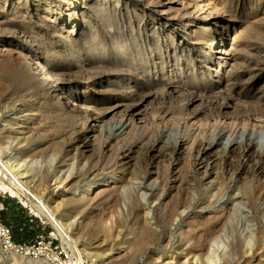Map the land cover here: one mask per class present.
<instances>
[{"label": "rangeland", "instance_id": "obj_1", "mask_svg": "<svg viewBox=\"0 0 264 264\" xmlns=\"http://www.w3.org/2000/svg\"><path fill=\"white\" fill-rule=\"evenodd\" d=\"M15 1L20 4V11L17 10L18 17H15L13 20L15 22L17 20V23L20 22L18 24L19 26L14 27V22L11 24V22L6 19V23L0 31V36H4L8 38V40L14 38L17 40L22 39L21 41L24 40L25 43L27 40H32L33 49L39 53H45L46 51L50 53L51 50V52H53L55 49L54 52L58 58H61V61L71 59L68 61L77 63L75 56L81 54H84V56H82L83 58L81 57L82 60L88 57L91 59L90 61H94L93 59L97 57L93 54L95 48L100 46L98 44V36L102 37V35H104L101 28H103L105 21L102 18L98 20L94 28L98 33L100 31V34L91 35L89 33L87 35L86 33V36L83 37V40L81 39L79 43L72 46L68 44V46L62 49L61 47L55 46L57 44L56 42L51 44L50 40H52V38L55 40L53 33L44 25V22L46 24L47 20L43 21L42 16L39 14L43 8H46V6H43L45 0ZM15 1L8 0V4L10 3L9 8H11ZM258 8H264V2L257 5L256 9L258 10ZM101 20L103 22H101ZM261 20L257 24L259 27L256 26L257 28L248 32V45L244 47V52H242L253 57L255 61L264 62V14L261 15ZM26 31H28V33ZM15 32H18L17 34L19 35L15 34ZM30 33H32V36ZM88 36L89 39L87 38ZM112 43V41H107L104 45L110 46ZM87 49L93 52L89 53ZM13 52L9 49H0V122L2 120L7 121L5 129L2 130L0 135V147L3 150V156L5 159H8L13 155H19L21 159L25 161L29 169V177H27V179L30 183L34 185V187H37V190L39 193L41 192L42 195L46 193L47 196L54 195L53 204L56 205L58 202L61 203L59 212L65 221L74 222L72 225V232L78 239L80 246L85 248L86 252L85 254L83 253L82 256L87 260L88 264H180V261L181 264L183 262L185 264H207L206 258L204 259L207 254L204 255V253L211 251L210 249L215 238H221L226 245L225 248L220 249V259L217 264H243V261L244 263L246 262L245 264H264V262H262L264 261V257L262 256V252L264 251V133L259 132L261 131V127L264 126V98H243V101L240 100L238 107L234 109L235 112L232 108L228 109V111H233V115L238 118V121L240 120L239 130H245L246 127L248 128L244 136L246 139H243L241 135H237V140L243 144L233 151H224L223 147L226 136L222 133V136L220 135L215 139L218 142H214L210 153H206L203 156L198 153L199 146H197L195 140L198 141L204 137L207 138L212 128H215L213 127L215 125H220L218 126L217 132L221 130V126L225 127V131L229 128L228 124L218 123L221 121L223 122V120L219 118L218 110L214 107L215 104H212L213 100L211 96L214 94H210L209 97L204 98L202 102L203 105H200V109H203V114L199 119L197 118L196 121L198 123L192 127L185 128V130L183 129L184 131L182 130L181 138L187 140L188 143L186 148L180 151H175L174 146L176 137L180 136L177 133L169 132L165 135L159 134L160 137L156 136V133L161 130L158 124L160 120L157 121V118L153 133L148 134L149 138L147 136L146 139L144 138L145 134L141 131L140 125H137L132 136V138L134 137L133 139L121 140V142L113 140L110 143L107 138V133H105L103 136H99L97 140L93 141L94 147H91L93 149L89 148L83 153V142L87 141V131L83 130L85 127V120L87 119V113L78 112L70 107H66L64 101L56 97V95L61 93L57 83L46 80L44 84H37L35 80H40V76L37 75L38 72L36 73L38 70L35 68L33 60L22 55L20 56V54L18 55L16 51ZM106 55L107 52L104 53L105 59L110 57L109 54L108 56ZM88 65L89 64H87V71L85 73L80 75L79 72H73L70 77L72 79L80 78L86 82L90 91L93 90L92 85L95 84L96 81H104L111 78L110 80L115 82H112L111 87L113 88L109 87V89L105 91V96L111 93L114 94L118 91L117 85H119V82L117 81H119L121 74V69L118 64L114 65V67L108 66L106 69L104 67L100 69L98 66L97 68L95 65ZM30 83L32 84L30 85ZM257 86L260 87V83ZM109 90L114 91L109 92ZM104 94L102 95L104 96ZM215 95L218 94L215 93ZM224 95L226 96V94ZM51 97H53V99ZM187 97L188 96L184 94L183 96L171 98L170 100H156L153 101V104L148 105V109L152 111L153 109L158 110V108L161 107H164V109L167 108L173 111L175 116V119L173 117L174 121L176 120L177 122L178 120L179 122V120H181L183 123V119L187 114L185 110L183 111L182 109L184 108L183 105L188 101ZM223 100L224 98L220 101L224 102ZM247 115L252 116V119H257L256 123L255 121L246 120L245 118ZM242 118L244 125L241 123ZM216 120H218V122ZM171 122L172 121L168 123L170 126L172 125L171 127L176 126L174 122H172L174 124H171ZM197 124L200 125L198 126ZM227 126L228 128H226ZM112 127L113 131H111V136H116L119 126L113 124ZM250 128H252V130L254 129V131L256 130L255 133L252 134L255 147L253 154L247 156L243 148L245 146L244 143H246V140L250 137ZM197 129H201V132ZM202 131L204 133H202ZM112 132H114V134ZM201 136L202 138H200ZM206 138H204L205 143L210 142V139L207 138L206 140ZM144 139L149 142H146ZM157 139L164 142V149H166L168 158H152V154L148 151V147ZM130 142L134 143L133 146L136 145V148L132 154V160L127 164L129 160L125 158L124 150L127 149V145H129ZM192 142L195 143L193 144ZM148 143L149 145H147ZM77 159L78 161H76ZM133 159L136 160L133 161ZM153 163L154 165H151ZM123 164H125V166ZM129 165L132 169L128 167ZM208 165L210 167L212 166L213 171L216 173L211 178L205 180V183L214 182L213 184L211 183V193H208V191L204 190V187H201L199 184V178L202 177V173ZM66 169H71L74 172L75 179L72 185L69 186V189L62 186L55 188L54 180L57 170ZM134 169L137 171L135 172ZM126 171L131 174H128V177H130L128 180L131 181V183L128 182L124 186L120 185V188V186L116 185V181H118L122 172ZM132 172H135L134 174L137 173V175L133 177ZM147 172L153 174L152 180L158 179L157 181L160 186L158 189L147 190L144 188L142 190V188L139 189L137 187L140 181H144L143 178ZM239 173L242 176L241 184L234 187L231 174L237 175ZM107 180L110 183L109 186L106 184ZM152 180L149 179L148 183L152 182ZM181 180L185 182V190L183 189L179 194L173 193L169 195L168 190L171 185ZM0 182L9 183L8 179L5 178L4 180V177L1 175ZM100 182L106 185L100 188L103 190L94 197L92 201L87 199V206H79L76 203L66 204V198H78V194L84 188ZM209 184L210 183H208V185ZM65 190L66 194H63ZM142 193H147V202L155 207L153 218L151 219H149V217H144L146 209H141L140 212L136 209L138 204L145 202L142 200ZM228 194H234L235 196V201L232 203V200H229L226 205L231 206L227 211L228 214L225 212L219 217L214 218L213 216L218 213V208L227 202L226 198ZM164 197H166L164 201L168 203L166 209L157 205L160 199L163 201ZM169 206L173 207L174 210L170 207V211ZM138 208H142V206L139 205ZM166 210L170 212L167 214ZM137 211L140 214H136ZM172 211L174 212L172 213ZM180 211L183 212L184 217H178L176 219L172 216L175 215L176 217V213ZM209 217L211 220H209L208 223L207 220ZM0 220L11 229L13 238L15 233L16 238L22 240L21 242H17L14 238L17 243H32L40 237H55L58 239L57 242L63 240L52 222L48 221L45 217H40L30 205H25L19 197L13 196L10 192L1 189ZM147 222H149V224ZM144 225L147 227L146 230L149 234L143 229ZM149 227H155V229L153 230L151 228V230ZM141 230H145V232ZM150 230L152 233H150ZM246 236H248L247 241L245 239ZM249 237L252 238L251 246L248 245ZM236 241L238 243H236ZM259 241L261 242V246L259 245ZM201 246L202 248H200ZM199 249L200 253H203L204 250L205 252L203 254L196 253L197 250L199 252ZM236 249L240 250L237 251ZM248 249L249 251L247 252L246 250ZM76 250L80 253L78 249ZM254 250L255 254L258 255L252 258ZM182 259L184 261H182ZM12 260H14V254L7 253L0 245V264H9Z\"/></svg>", "mask_w": 264, "mask_h": 264}, {"label": "bare ground", "instance_id": "obj_2", "mask_svg": "<svg viewBox=\"0 0 264 264\" xmlns=\"http://www.w3.org/2000/svg\"><path fill=\"white\" fill-rule=\"evenodd\" d=\"M15 2L12 4L11 8H9L10 3L8 4V0H0V31L3 29L4 24L6 23V19L7 21H10L11 24H13L12 22H14V27L19 26L18 24L20 22L17 23V20L16 22L13 20L15 17H18L17 12L20 11V4ZM262 2H264V0H45L43 6H46V8H43V10L39 12V14L42 16L43 21L47 20L46 24L44 22V25H46V28L51 33H53V37L55 38V40L52 38V40L50 41L51 44H54L56 42V47H61L63 49L64 47L68 46V44L70 46L76 45L81 41L83 37L86 36V33L87 35L89 33L91 35H97L98 32L95 31L96 29L94 30L95 25L101 18L105 21L103 28H101V31L104 35H102V37L98 36V44L100 46H97L94 50L95 52L93 55L97 56L95 59H93L94 61H90L91 59L88 57L82 60L81 57L84 56V54L75 56L78 64L74 63L73 61H68L71 59H68L67 61H61V58H58V56L54 52L55 49L53 50L54 53L51 52L52 50L50 51V53H48V51H46L45 53H39L38 51L33 49L32 40L26 39L27 42L25 43L24 40H17L14 37V39L8 40V38L0 36V49H9L12 52L16 51L18 55L20 54V56L22 55L28 59L33 60V62L35 63V68L38 70L36 71V73L38 72L37 75L40 76V80H35L37 84H44L46 80L57 83V85L59 86L58 89L61 91V93L56 95V97H59V99L63 100L66 107H70L78 112L87 113V119L85 120L86 122L84 125V129L82 126V129L87 131V141L83 142V153L92 146L94 147L93 141L97 140L99 136H103L105 133H107V138L110 143L113 140H115L116 142H121V140L131 139L137 128V125H140L141 131L145 134L144 138L146 139L148 137V134L153 133V128L155 126L154 124L159 120L160 123L158 124L161 130L156 133V136H159V134L165 135L169 132L177 133L180 136L176 137L174 146L175 151H180L183 148H186L188 143L187 140L181 138L182 130H185V128L187 127H192L193 125L198 123L196 121L197 118L199 119V117L203 114V109H200V105H203L202 102L204 98L209 97L210 94H214L211 96L213 100L212 104H215L214 107L218 110L219 118L223 120V122L221 120H219L221 122H218V120L216 121L219 124H228L229 128H231L229 129L228 126L226 127L229 130H227L228 132L225 131V127L223 126H221V130L217 132L218 126L220 125L213 126L215 128H212L211 132L209 131V129L208 131L210 132V134L207 138L210 139V142L205 143L204 138L206 137L198 141L195 140L197 146H199L198 153L201 156L206 153H210L212 145L216 141L215 139L220 135L222 136V133H224L223 135L226 136L223 147L224 151H233L235 148L242 146L243 144L239 140H237V135H241V137H243L244 139V136L247 132L246 129L248 128L246 127L245 130L241 129L242 131L239 130L240 120L238 121V118L233 115V111L229 110V112L228 109H236L238 107L239 101H243V98H264V62L255 61L253 60V57H250L249 55L243 53L244 47L248 45V32L259 27V25L257 26V24L261 20V15L264 14V8H258V10L256 9L257 5L261 4ZM101 22L103 21L101 20ZM26 32L28 33V31ZM17 33L18 32H15V34ZM100 33L101 32L99 31L98 34ZM31 34L32 33H30V35ZM89 36L87 37L88 39ZM107 41H112L113 43L110 44V46H105L104 44ZM90 52L93 51H89V53ZM106 52V56H108L109 54L110 57L105 59L104 53ZM87 64L93 66L95 65V67L98 66L100 67V69H103L101 67H104L105 69L108 66L114 67V65L118 64L121 69L120 79L119 81H117L119 82V85H117L118 91L114 94L111 93L110 95L105 96V91H107L109 87L113 88L111 87L112 82L115 81H111V78H108L104 81H96L95 84L92 85L93 90L90 91L87 87L86 82H84L80 78L73 77L75 79H72L70 77L73 72H79L80 75L82 73H85L87 71ZM86 77L87 76L85 75V78ZM32 83H30V85ZM259 83L260 87L257 86ZM110 91L111 90H109V92ZM215 93H217L218 95H215ZM102 94H104V96ZM184 94L188 96V101L185 105H183L184 108L182 109L183 111L185 110L187 114V116L183 119V123L181 120H179V122L178 120L177 122L176 120L174 121L173 117L175 119V116L173 111L167 108L164 109V107H161L158 108V110L153 109L152 111L148 109V105L153 104V101L163 99L170 100L171 98H175L178 96L180 97ZM224 94H226V96ZM51 98L53 99V97ZM222 98H224V102L226 99L225 103L220 101ZM251 117L252 116L247 115L245 119L252 122L255 121L256 123L257 119H252ZM170 121L174 122L176 126L171 127L172 125L170 126L168 124L170 123ZM172 122L171 124H174ZM241 123H243V118ZM113 124L115 126H119L116 136H111V131H113ZM200 124L197 125L199 126ZM6 125V120H2L0 122V135L2 133V130L5 129ZM250 129V137H247L248 139L246 140V143H244V150L242 149L247 156H251L253 154L255 147L252 139V134H254L256 130L254 131V129ZM199 131L201 132V129ZM259 132L264 133V126L261 127V131ZM112 133L114 134V132ZM202 133L204 132L202 131ZM200 138H202V136ZM217 142L218 141H216V143ZM163 143L164 142L162 140L157 139L151 143L150 147H148V151L151 152L152 158L158 159L167 157L166 149H164ZM133 144L134 143L130 142L129 145H127V149L124 150L125 158L129 160L127 164L130 163V160H132V154L134 153V150L136 148V145L133 146ZM147 145H149V143ZM78 159L76 161H78ZM135 160L136 159H133V161ZM0 165V175L4 177V180L6 178L9 181V183L0 182V189L10 192L13 196L19 197L25 205H30L31 208L38 215H40V217H45L46 219H48V221L52 222L56 226L60 236L63 238L62 241L64 244L68 246H75L76 249L80 251L81 255L83 253L85 254V248L80 246V244L78 243V239L72 232V225L74 222L64 220L63 216L59 212L61 203L58 202L56 205L53 204L54 195L47 196V193L45 195H42L41 192L39 193V191L37 190V187H34V185L30 183V181L27 179V177H29V169L26 166L25 161H23L19 155H13L12 157L5 159L3 156V150L0 147ZM123 165L125 166V164ZM151 165H154V163ZM128 167H130V165ZM212 168V166L210 167L208 165V167L205 168L204 172L202 173V177L199 178V184L201 185V187H204L203 189L207 190L208 193H211L210 189L212 188V184L214 182H208L210 183L209 186L207 182L205 183V180L207 178H211L216 174ZM136 171L137 170H135V172ZM134 173L133 177H135L134 175H137V173ZM128 174V171L122 172L120 178L118 179V181H116V185L124 186L128 182L131 183V181L128 180V178H130L128 177ZM231 176V180L232 182H234L233 186H239V184H241L240 182L242 178L240 173L237 175L231 174ZM152 177L153 174L147 172L143 178L144 181H140L137 187L139 189L142 188V190L144 188H146L147 190H153L155 188L158 189V187H160L157 181L158 179L152 180ZM74 179V172L71 169L57 170V174L54 180L55 188H59L62 186L69 189V186L72 185ZM149 179H151L152 182L148 183ZM177 182L176 184L171 185L170 189L168 190L169 195L173 193L179 194V192H182V190L185 188V182L183 180L179 181L178 183ZM106 184L107 186L110 185L108 180L106 181ZM106 184H103L101 182L98 184H92V186L94 187L89 186L84 188L78 194V198H66V204L76 203L79 206H87V199H90L92 201L94 197H96L103 190L100 188H102V186H105ZM63 194H66V190L63 191ZM142 195L143 199H141L145 202L143 201L144 203L138 204L136 209H138L139 212L141 209H146V213L144 212V217H149V219H151L153 218L155 207L147 202V193H142ZM226 199L227 202H225V204L222 203L223 205L218 208V213L217 215L213 216L214 218L219 217L225 212L228 214L227 211L231 206L226 205L229 200H232L231 202L233 203L235 201V196L234 194H228ZM164 200H166V197H164L163 201H161L160 199L157 205H160V207L166 209L168 207V203ZM139 205H141L142 208H138ZM170 207L171 206H169V208ZM171 208L173 209V207ZM138 211L136 214H140ZM170 211L167 212L166 210L167 214ZM173 212L174 211H172V213ZM172 216H174V218L176 219L178 217H184L183 212L181 211L176 213V217L175 215ZM210 217L208 220L206 219L208 223L209 220H211ZM147 223L149 224V222ZM144 226L143 229L146 230L147 227ZM149 228L151 229L152 227ZM152 229L154 230L155 227H153ZM145 230L141 231L145 232ZM146 233L149 234L147 230ZM150 233H152V231ZM247 237L248 236L245 237L246 241ZM251 242L252 238L249 237L248 245L251 246ZM236 243L238 242L236 241ZM259 243V245L261 246L260 241ZM225 247L226 245L224 241L221 240V238H215L210 249L211 251H208V253H204V250L203 252L204 255L207 254V256L205 255L204 257V259L206 258V262H208L207 264H217L220 259V249ZM200 248H202V246ZM246 251L248 252L249 249ZM196 253H200V249L199 252L197 250ZM203 253L201 252L200 254ZM256 255L258 254H255L254 250L252 258H254ZM262 256L264 257V251L262 252ZM14 259L22 262L23 264H49L45 260H35L32 258L18 257L17 255H14ZM183 259L182 261H184ZM245 263L243 261V264ZM182 264L185 263L183 262Z\"/></svg>", "mask_w": 264, "mask_h": 264}, {"label": "built area", "instance_id": "obj_3", "mask_svg": "<svg viewBox=\"0 0 264 264\" xmlns=\"http://www.w3.org/2000/svg\"><path fill=\"white\" fill-rule=\"evenodd\" d=\"M57 240L55 237H40L32 243H17L11 229L0 220V245L7 253L45 260L49 264H88L75 246H68L63 241L57 242ZM9 264L23 263L14 259Z\"/></svg>", "mask_w": 264, "mask_h": 264}, {"label": "trees", "instance_id": "obj_4", "mask_svg": "<svg viewBox=\"0 0 264 264\" xmlns=\"http://www.w3.org/2000/svg\"><path fill=\"white\" fill-rule=\"evenodd\" d=\"M14 238H15V240H16L17 242H21V241H22V240L16 238L15 233H14Z\"/></svg>", "mask_w": 264, "mask_h": 264}]
</instances>
